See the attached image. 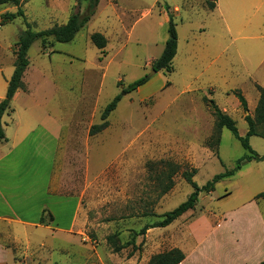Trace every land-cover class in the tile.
Wrapping results in <instances>:
<instances>
[{"label":"rangeland","instance_id":"obj_1","mask_svg":"<svg viewBox=\"0 0 264 264\" xmlns=\"http://www.w3.org/2000/svg\"><path fill=\"white\" fill-rule=\"evenodd\" d=\"M21 1L26 21L35 32L66 24L72 14H85L88 6L87 1L77 0ZM185 2L100 0L96 15L72 42L56 43L45 51L40 41L31 47L30 65L23 77L25 94L12 102L15 112H9L4 120L9 124L10 137L30 127L34 138L29 145L37 151L48 148V126L59 123L51 192L78 196L82 221L70 233L29 228L25 234H18V241L8 239L10 228L1 224L0 242L14 252L15 261L10 264H148L153 255L171 249V234L182 228L181 220H177L164 228L167 232L156 228L140 234L145 226L162 221L165 213L193 192L182 173L196 169L193 179L202 187L215 175L232 170L246 154L227 129L222 131L219 157L209 146L215 119L204 102V93L195 90L198 84L189 67L186 41L204 48L208 36L217 32L219 21L206 11L194 13L185 7L176 15L173 9ZM258 3L263 4L264 11V0ZM199 7L208 9L200 2ZM16 11L12 5L0 6V15ZM162 13L173 14L181 40L174 72L169 75L154 74L152 68L168 39V22ZM25 29L23 18L0 25V69L6 74L14 68L15 45ZM95 32L108 41L103 51L90 40ZM237 35L234 32L228 37L227 78L211 99L228 111L244 137L248 131L245 113L231 92L243 93L254 117L259 98L256 85L264 88V63L257 64L259 54L264 53V29L245 31L235 42ZM194 39L200 44L195 45ZM145 76L148 83L123 96L108 118L109 127L90 136L91 127L101 124L105 107ZM250 145L264 155V139L251 137ZM22 151L23 147L20 167L24 169L29 165H25ZM34 158L32 163L41 161L39 156ZM167 162L177 167L174 175ZM170 175L173 187L163 194ZM263 193L264 162H251L218 183L214 192L201 193L189 215L204 227L211 223L208 218L246 221L258 209L264 216V196L257 198ZM44 220L43 226H53L49 218ZM111 236L114 238L109 241Z\"/></svg>","mask_w":264,"mask_h":264},{"label":"crops","instance_id":"obj_2","mask_svg":"<svg viewBox=\"0 0 264 264\" xmlns=\"http://www.w3.org/2000/svg\"><path fill=\"white\" fill-rule=\"evenodd\" d=\"M199 2L206 5L203 0H186L183 6H176L173 10L176 15L180 8L184 7L194 13L206 11L215 15L219 21L217 32L213 36H208L209 41L204 48L195 47L188 39L186 41L189 67L193 68V80L198 84L195 90L203 92L211 99L227 78L229 63L225 55L228 49V37L237 32L238 35L233 38L236 42L245 31L263 30L264 11L263 4L258 3V0H243V2L235 0L234 3L233 0H218L214 10L197 8ZM169 8L172 10L171 7ZM163 15L168 22V13ZM180 43L178 36V50ZM194 44L200 43L194 39ZM186 56L187 53L185 60ZM194 61L195 64L192 63ZM263 63L264 53L259 54L257 60L258 65ZM13 70L14 68L10 69L6 74L4 69H0V102L6 96L8 81ZM22 93L24 91L19 90L13 101L23 95ZM221 110L228 114L226 109ZM11 112H15L13 107ZM8 114L3 117L7 141L0 143V227L1 224H8L10 228L8 239L13 241H18L20 237L18 234H25V230L29 228L46 227L55 232L65 233L74 231L82 221L79 216V197L51 192V186L55 182L54 167L61 126L59 123L48 126L46 131L48 148L37 151L29 145L34 138V131H29L30 127L24 130L21 128L17 134L10 137L9 124L4 120ZM21 147H23L22 156L25 165H29L24 169L20 167ZM35 156H39L41 161L32 163ZM190 212L193 211L187 212L178 219L181 220L182 228L171 234L172 247L169 250L179 249L185 255V259L180 264H262L264 262V216L259 209L253 218L246 221L232 217H221L218 221L208 218L207 220L211 221L208 227L201 226L197 218H191ZM49 215L53 217V221H50L53 222V226L41 225V218H49ZM249 224L250 226L247 227ZM20 226L22 228L18 233ZM158 229L167 232L164 228ZM2 235L3 231L0 228V237ZM13 260L14 252L11 247L0 242V264H10Z\"/></svg>","mask_w":264,"mask_h":264},{"label":"trees","instance_id":"obj_3","mask_svg":"<svg viewBox=\"0 0 264 264\" xmlns=\"http://www.w3.org/2000/svg\"><path fill=\"white\" fill-rule=\"evenodd\" d=\"M79 3L81 1H87V11L85 14L76 12L72 14L66 24L55 25L50 29L35 32L32 30L30 23L26 21V15L24 10L21 9V0H0V6L12 5L17 8L16 12H5L0 16V25L4 26L18 18H23L25 20L26 29L21 31L18 35V40L16 43V49L14 55L16 57L14 63V72L11 79L8 81L6 96L4 100L0 102V143L7 141L5 129L3 126V117L5 114L12 111V101L19 90H24L25 85L23 83V77L30 65L29 51L31 47L37 41H40L41 48L43 51L48 48H52L56 43H70L72 42L77 34L93 19L96 15L100 0H77ZM206 7L209 10H214L218 0H203ZM169 10L170 8L167 7ZM168 39L165 43L164 50L159 58H157L152 66L157 72H164L165 74H171L174 72L173 62L178 51V32L177 24L172 13H168ZM90 40L92 44L100 51L106 49L108 41L106 37L98 32L91 34ZM149 78L147 76L135 81L130 84L126 89H124L123 95H117L104 109L101 115V124L94 125L90 129V136L97 135L105 131L109 127L108 118L117 109L118 104L123 99L124 95L130 94L137 91L140 87L148 83ZM169 85V83H168ZM167 85V86H168ZM256 89L259 93V99L257 106L255 108L254 117L249 114L248 101L241 91H232L235 97L239 100L240 106L245 113V122L248 126L247 134L243 137L239 134L236 126V122L225 112H223L214 100L207 97L204 98V102L207 108L211 112L215 119V132L209 140V146L211 149L215 150L214 154L219 157L218 147L221 144V137L223 129L229 130L233 136L240 142L246 154L240 158L235 167L232 170H226L224 173L215 175L211 180H209L204 186L199 187L194 181V176L196 175V169L191 171H184L182 173L183 179L188 185L193 188V192L187 198L186 201L181 203L174 210L165 213L162 218L163 220L151 225L145 226L140 234L145 235L150 229L155 228H166L178 220L181 216L189 211H194L199 202V196L201 193L210 194L215 191L216 185L221 181L231 178L236 173L242 170L243 166L251 163H261L264 162V155L258 154L254 151L250 145L251 137H259L264 139V88L256 85ZM212 142L214 143L212 145ZM211 144V145H210ZM214 146V147H212ZM166 165L171 169L172 175L176 173L177 167L172 163H166ZM169 184L163 189L162 193H168L173 187L172 176H168ZM264 196L260 194L257 198ZM147 216V215H145ZM50 221H53V217L49 215ZM41 225H45L44 217L41 218ZM114 237H109V241H112ZM119 251L120 248H115ZM185 259V255L179 249H172L166 252L155 254L151 257L148 264H180ZM264 264V262L262 263Z\"/></svg>","mask_w":264,"mask_h":264},{"label":"water","instance_id":"obj_4","mask_svg":"<svg viewBox=\"0 0 264 264\" xmlns=\"http://www.w3.org/2000/svg\"><path fill=\"white\" fill-rule=\"evenodd\" d=\"M153 70H154V72H153V73L155 74V73H156V70H155V69H153Z\"/></svg>","mask_w":264,"mask_h":264}]
</instances>
